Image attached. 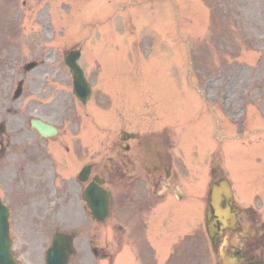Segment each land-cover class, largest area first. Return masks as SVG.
<instances>
[{
    "label": "rangeland",
    "instance_id": "1",
    "mask_svg": "<svg viewBox=\"0 0 264 264\" xmlns=\"http://www.w3.org/2000/svg\"><path fill=\"white\" fill-rule=\"evenodd\" d=\"M135 1L0 0V122L5 120L7 133L17 140L23 139L22 130L27 133L30 116L44 118L64 133L72 131L76 108L64 56L79 45L84 67L92 71L96 102L106 96V88L116 99L142 93L165 100L158 108L170 119L183 118L186 99L199 100L198 86L205 87L209 96L221 94L222 108H217L222 117L207 111V118L192 127L191 140L203 152L223 146L220 159L226 162L218 175L227 174L241 199L237 202L247 207L251 201L263 222L264 0H144L136 2L135 15L129 16L131 8H116ZM189 34L192 41L185 39ZM32 60L39 66L25 72L24 65ZM21 79L23 94L13 100ZM101 141L95 139L97 147ZM231 143L235 147L229 158ZM16 151L6 164L0 161V188L13 205V249L22 264H46L55 228L26 222L27 211L12 202L22 162ZM251 179L262 189L261 199L250 196ZM208 184V177L192 175L182 201L170 195L159 207L165 232L161 250L174 235L176 243L169 249V254L179 253L172 257L174 264L218 262L203 224L206 206L201 196ZM258 251L263 252V245ZM181 253L185 255L177 258ZM93 264L111 263L105 259Z\"/></svg>",
    "mask_w": 264,
    "mask_h": 264
},
{
    "label": "flooded vegetation",
    "instance_id": "2",
    "mask_svg": "<svg viewBox=\"0 0 264 264\" xmlns=\"http://www.w3.org/2000/svg\"><path fill=\"white\" fill-rule=\"evenodd\" d=\"M94 95L92 92L85 104L79 100L75 103L72 140L50 145V138L42 137L30 123L21 141L0 135V160L17 154V149L23 156L11 200L27 211L25 219L29 223L71 229L75 233L74 264H88L101 254L103 258L112 256L102 252L103 246L99 245L102 237H107L104 229L107 234L111 230L112 245L120 252L139 249L145 243L147 252L133 251L132 256L153 259L159 239L160 200L168 193L175 194L191 173V146L178 134L169 133L166 126L153 135L138 131L144 108L152 107L154 99L149 96L121 95L118 121L112 123L106 115V122L97 116L95 104L99 111L104 105L102 98L93 102ZM106 109L109 116L116 110ZM111 126L118 130L113 136ZM96 128L108 132L98 151L93 139ZM14 142L17 149L10 148ZM97 190L109 193V213L104 219L95 215ZM20 199L23 201L17 202ZM256 225L253 213L239 216L240 231L235 234L238 240L231 251L243 264L264 261V253L259 256L255 250L261 238L264 242V234L261 237Z\"/></svg>",
    "mask_w": 264,
    "mask_h": 264
},
{
    "label": "water",
    "instance_id": "3",
    "mask_svg": "<svg viewBox=\"0 0 264 264\" xmlns=\"http://www.w3.org/2000/svg\"><path fill=\"white\" fill-rule=\"evenodd\" d=\"M79 55V50L72 51L66 56L65 61L70 67L71 73L74 78L75 92L85 100L87 99L86 97L90 94V87L87 80L85 79L81 67L78 64ZM34 65L36 64L30 63L28 65V68H31ZM20 93L21 84L16 91L15 97H18ZM32 124L43 135L56 133V129L53 126L46 124L41 120L34 119L32 120ZM210 196L213 205L211 202L207 212V230L212 241L216 243L218 235L220 234V229H222L220 224H226L228 219H231L233 222L235 221V213L232 212L231 208V202L233 199L230 191V186L226 179H223L220 182V185L219 183L212 184ZM224 198H226L229 202V206L227 208H224L220 205V201ZM8 216V209L3 206L0 201V264H20L16 260L14 252L11 250L12 239L9 233ZM67 238L68 237L64 234H55L53 245L47 253V264H67L68 258L73 252L71 242H69ZM220 256L222 259V264H236L231 256L227 254L226 250L222 249L220 252Z\"/></svg>",
    "mask_w": 264,
    "mask_h": 264
}]
</instances>
